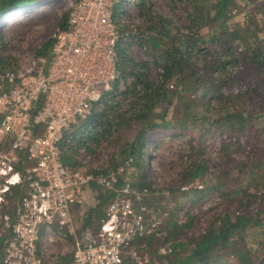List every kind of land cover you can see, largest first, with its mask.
Instances as JSON below:
<instances>
[{"label": "built area", "instance_id": "1", "mask_svg": "<svg viewBox=\"0 0 264 264\" xmlns=\"http://www.w3.org/2000/svg\"><path fill=\"white\" fill-rule=\"evenodd\" d=\"M120 2L75 0L53 36L47 73L46 59L26 71L0 70V264H43L42 233L75 235L74 208L93 187L110 200L97 228L75 239L73 264H150L139 246L159 236L167 215L133 187V159L109 171L64 162L120 78L118 48L132 41L126 9L114 13Z\"/></svg>", "mask_w": 264, "mask_h": 264}, {"label": "rangeland", "instance_id": "2", "mask_svg": "<svg viewBox=\"0 0 264 264\" xmlns=\"http://www.w3.org/2000/svg\"><path fill=\"white\" fill-rule=\"evenodd\" d=\"M74 1L39 0L34 5L13 10L11 13L1 17L0 70L26 71L33 68L35 63L38 64L39 59H46L47 73L48 67L52 62V57L49 53L52 48L53 36L57 29L61 28L63 23L66 22L65 20L68 19L67 16ZM127 1L121 0L120 4L116 5L114 9L116 16L124 8L126 9L125 30L129 33L131 31L134 33L132 41H125L127 45L124 44L122 47L127 49L128 59L134 61L139 66L136 75L138 73L144 74L149 88L155 89L161 81V73L163 72V65H157L155 62L160 54H162L165 46L163 44L160 45L158 51L153 49L149 41L150 37H160V35L158 31H150L149 28L156 26L155 29L160 30L159 26L165 25L163 21L168 20L167 29L170 31V36L164 35L168 38L174 37L178 32L185 35L192 34V30L197 32L198 29L194 28L195 25L190 18L192 7L187 0H145L147 7L144 11H140V7H138L139 0L134 4L125 6L124 4ZM235 4L230 8V19L227 23L230 30L235 29L237 26L246 28L248 25H251L249 17L255 18L257 26H260V28L264 27V0H254L253 2L235 0ZM213 13L212 11L211 14ZM256 25L251 26L253 30H255ZM221 30L218 28L210 29V27H202L198 31V34L205 38V42L199 45L202 56L207 54L208 51L218 50L212 37L214 34H219ZM259 35L264 40V30ZM49 45L50 49L47 50ZM242 48L239 46L238 53L242 51ZM41 53L45 54L41 56ZM248 77L244 78V85L237 84V86H234L232 83H229L222 92L227 94L233 86L235 92L244 90L245 84L254 82L253 79L249 80ZM133 81L134 78L130 77L125 82L124 78L120 75L117 81L118 90H114L113 87L109 95H106L107 103L102 102L96 110V112H105V126L104 129L99 131L101 136L98 135L95 137V141L85 146H81L83 144L81 142L80 147L75 150L76 153L72 157L77 164L76 167L99 169L101 171L118 169L126 160L133 159L131 170L134 173L130 175L131 181L135 184L133 187L138 192H145L147 195L146 200L152 206H155L159 214L162 216L167 215L162 220L161 230L157 239H151L149 242L140 244L139 249L141 250L140 252L150 257V264H167L165 257L172 253L173 247L177 242L184 241L187 235L190 237L192 235L194 237L201 235L205 232L207 226L206 219L217 216L226 209L233 207L230 201H223L221 199L220 193H213L212 191L209 194L206 191L214 189L218 183L217 177L220 176L223 169H229V176L223 175L222 178L228 182V186L233 191L244 190L246 188L244 184L246 180L239 178L238 168L235 169V166L238 165L239 161L247 159L248 152L251 153L254 150L255 147L248 145L249 142L256 143L257 146L261 145L260 141H263V137H259L257 131L264 128V117L259 115L257 121H255L254 128L256 134L254 136L249 135L250 131L248 130L229 136L227 133L222 134L221 130L216 126H212L211 122L216 119V116L212 113L208 115V120L205 122L195 120L197 113L203 114V109H199V111L195 110V106L187 102L189 95L184 96L182 100L177 96L169 95L170 98H173L170 110L167 113V121H173L174 123L181 122V124H177L178 128L170 130L159 128L149 130V127H147L145 130L147 144L144 156L142 158H128L125 151L128 150L129 152L142 129L140 123L134 121L127 123V119L121 122L119 126L122 114L129 112L139 97V89L135 93L130 85ZM127 86H129L128 89H126ZM176 86L174 87L176 88ZM140 88V92H143L144 86ZM170 88H172L171 84ZM204 101L213 107H218L219 105L217 96L213 94L206 96ZM155 108L154 113L158 117L163 113V107L161 104H158ZM155 123L162 124V121L157 118ZM84 140L82 139L81 141ZM191 149L194 151V159L196 161L204 159L208 162L209 170L204 177L182 186L184 169L192 162L190 158ZM232 159H235V163H226L227 160L231 161ZM142 175L146 176L152 185V189H141L138 186ZM100 192H103L102 189L96 187L94 190L95 194H91L92 197L98 199L96 208L100 204ZM250 193L254 194L253 189H251ZM200 194H208V196L201 199V201L193 203L191 197L195 195L200 197ZM231 201L235 203L233 196ZM239 201L240 199H237L236 204H238L236 206H239ZM192 204L194 207H192ZM191 208H194L191 211V215L201 218V223H198L196 227L192 225L186 227L190 222L187 214ZM104 211L105 206L103 207ZM87 216L88 213L85 217L88 218ZM90 216L91 213L89 214ZM97 216L99 217L98 214ZM97 216L93 215L90 223L84 228V220H81L79 223L75 221V235L70 234L68 231H63L66 233L65 238H62L57 233L51 234V238L56 237L58 238L57 240L64 241L65 246L62 252H66L64 254H72L75 239L80 235V232L89 227L97 228ZM174 221L178 223V226L175 228L173 226L172 228L179 235H175L177 236L176 238L163 242L162 239L165 236V231L168 235L169 223ZM243 237L247 250H251L250 258L252 263L261 264L264 260V226L246 228ZM51 252L49 253L50 262L51 264H55L58 262L60 258L59 254L61 253L58 248L52 245ZM126 263L135 264V261L126 258L124 264ZM222 263L246 264L234 256H227L225 260H222Z\"/></svg>", "mask_w": 264, "mask_h": 264}, {"label": "trees", "instance_id": "3", "mask_svg": "<svg viewBox=\"0 0 264 264\" xmlns=\"http://www.w3.org/2000/svg\"><path fill=\"white\" fill-rule=\"evenodd\" d=\"M38 1L0 0V18L13 10L34 5ZM187 1L192 7L190 18L195 25V29L197 28L198 31L202 27L222 29L219 34H214L212 37L213 42L218 47L217 51H208L204 56L200 54L199 45L205 42V38L200 36L198 31L194 32L192 30V34L188 35L178 32L172 38L164 36H170V31L167 29L168 20L163 21L161 19L165 25L159 26L160 30L155 29L156 26L149 28L150 31H158L160 35V37H150L149 41L153 49L158 51L160 45L163 44L165 46L162 54L155 62L157 65H163L161 81L155 89H152L146 83L144 74L138 73L136 75L139 66L128 59L127 49L122 46L118 48L121 77L124 78L125 82L130 77H133L134 81L130 85L135 93L139 89V97L134 102L132 111L122 114L119 122L120 126L121 122L127 119V123L134 121L142 125L136 142L131 146L129 152L128 150L125 151L128 158H142L144 156L147 144L145 137L147 127H149V130L155 128L170 130L178 128L177 124H181V122L167 121V113L170 110L173 98H170L169 95L177 96L181 100L184 99V96L189 95L187 102L195 106L197 111L203 109V114L196 112L195 120L205 122L208 120V115L212 113L216 116V119L211 122L212 126H216L221 130L222 134L227 133L229 136L234 133H243L247 130L250 131L249 135L254 136L256 134L255 121H257L259 115L264 117V40L259 35L260 32H263L264 27L260 28V26L256 25L255 18L249 17L251 25L246 28L237 26L235 29L230 30L227 23L230 19V8L236 5L235 0ZM248 1L253 2L254 0ZM138 7H140V11H144L147 7L146 1L139 0ZM212 11L214 12L213 14H211ZM65 21L67 22V20ZM66 22L63 23L62 28H66ZM254 25H256L255 30L251 27ZM124 33L129 34L130 37L134 36L132 31L129 33L125 30ZM238 42L239 44H237ZM239 46L243 47L240 53H238ZM49 49L50 45L47 50ZM44 54L41 53V56ZM246 76H249V80L253 79L254 82L245 84L244 90L235 92L233 87L237 86V84L244 85ZM229 83L234 86L230 88L227 94H224L222 91ZM170 84L172 88H170ZM175 85H177L176 88L174 87ZM142 86H144V90L140 92V87ZM114 90H118V82L115 84ZM210 94L217 96L219 100L218 107H213L204 101L205 97ZM106 95L103 100L104 103H107ZM158 104L163 107V113L156 117L154 111ZM104 118L105 112H94L87 123L90 128L89 136L82 141L83 144L81 146L88 145L96 140L95 137L101 136L99 131L104 129V122L106 121ZM157 118L162 121V124L155 123ZM81 131L82 129L80 130L82 135L83 132ZM257 134L259 137H263V141H260L261 145L257 146L256 143L249 142L248 145H253L255 147L254 150L251 153L248 152L247 159L239 161L238 165L235 166V169L238 168L239 178L246 180L244 182L246 188L233 191L228 186V182L222 178L223 175L229 176V169H223L220 176L217 177L218 183L214 189L206 190L209 194L212 191L213 193H220L221 199L230 201L233 207L226 209L217 216L206 219L207 226L205 232L201 235L196 237L187 235L184 241L177 242L173 247L172 253L165 257L167 264H223L222 260H225L227 256H234L246 264H255L251 261V250H247L243 234L248 227L264 226V128L259 129ZM102 135L104 134L102 133ZM80 143L81 141H78L79 145L77 146L80 147ZM75 150H73L74 152L67 151L65 154L64 162L67 165L77 166L72 157L76 153ZM193 152L191 149L190 158L192 162L184 169L182 186L204 177L209 170L208 162L204 159L196 161ZM226 163H235V159L227 160ZM138 186L141 189H152V185L144 175L141 176ZM251 189H253L254 194L250 193ZM99 195L100 204L93 210L91 215L92 217L98 214V220L104 214L103 207L110 200V196L104 191L100 192ZM206 196L208 194H200V197L197 195L192 196V202L201 201ZM232 196L235 199V203L231 201ZM237 199H240L239 206H236L238 204H236ZM192 207H194L193 204ZM193 210L194 208H191L187 214L190 222L188 221L189 225H187L188 223L185 224L187 225L186 227L190 225L196 227L198 223H201L199 216L191 215ZM169 224L168 235L165 231L163 242L179 235L174 229L178 226V223L174 221ZM173 226L174 228H172ZM151 239L157 238L146 239L141 244L149 242ZM261 264H264V260Z\"/></svg>", "mask_w": 264, "mask_h": 264}, {"label": "crops", "instance_id": "4", "mask_svg": "<svg viewBox=\"0 0 264 264\" xmlns=\"http://www.w3.org/2000/svg\"><path fill=\"white\" fill-rule=\"evenodd\" d=\"M94 190H95V187H93L92 189L91 188L88 189L84 194L86 204L83 207H75L74 211H73V217H74L75 221H78V223H79V222H81V220H84V223H86L85 225L83 223V228L90 223L92 217L91 216L89 217V214L91 213V215H92V212L96 208V205L98 203V199L97 198L95 199L91 195V194H95ZM87 213H88V216H87L88 218L85 217V215ZM84 230L81 231L80 234H82L84 232ZM57 231L60 232V233H57L59 236H61L62 238L66 237L65 232L59 231V230H57ZM49 238H51V234L50 235H44V233H42L40 245H39V250H40L41 257L43 258V264H51L50 258H49L50 257L49 253H52L51 252V245L53 247L58 248V250L61 253V254H59L60 258L58 259V262H56L55 264H73V252H72V254L71 253L70 254H64L66 252H62V251H64L63 248L65 246L64 241L57 240L58 238H56V237H53V239L52 238L49 239ZM65 255H68V256H65Z\"/></svg>", "mask_w": 264, "mask_h": 264}]
</instances>
